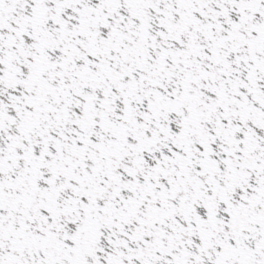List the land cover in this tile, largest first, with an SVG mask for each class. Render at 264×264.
Listing matches in <instances>:
<instances>
[{
    "label": "snow or ice",
    "instance_id": "6c2138e0",
    "mask_svg": "<svg viewBox=\"0 0 264 264\" xmlns=\"http://www.w3.org/2000/svg\"><path fill=\"white\" fill-rule=\"evenodd\" d=\"M0 264H264V0H0Z\"/></svg>",
    "mask_w": 264,
    "mask_h": 264
}]
</instances>
